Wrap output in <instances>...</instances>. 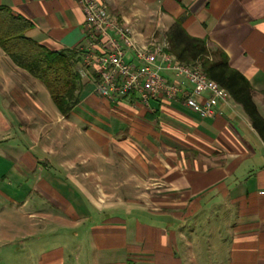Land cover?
I'll list each match as a JSON object with an SVG mask.
<instances>
[{
	"label": "crops",
	"instance_id": "obj_1",
	"mask_svg": "<svg viewBox=\"0 0 264 264\" xmlns=\"http://www.w3.org/2000/svg\"><path fill=\"white\" fill-rule=\"evenodd\" d=\"M102 1L140 45L160 34L167 43L182 20L251 82L264 120V0ZM0 5L28 18L27 35L49 49L82 42L75 0ZM29 77L0 48L1 264H264V137L232 96L200 119L179 101L106 100L81 76V101L63 115L42 108ZM83 104L111 121L82 115ZM66 127L97 152L63 153Z\"/></svg>",
	"mask_w": 264,
	"mask_h": 264
},
{
	"label": "built area",
	"instance_id": "obj_2",
	"mask_svg": "<svg viewBox=\"0 0 264 264\" xmlns=\"http://www.w3.org/2000/svg\"><path fill=\"white\" fill-rule=\"evenodd\" d=\"M75 1L83 13L82 42L75 49L80 75L94 83L99 96L118 102L136 95L147 108L152 100L179 101L200 119L213 117L216 103L231 98L200 67L167 53L166 42L137 44L132 30L102 0Z\"/></svg>",
	"mask_w": 264,
	"mask_h": 264
},
{
	"label": "trees",
	"instance_id": "obj_3",
	"mask_svg": "<svg viewBox=\"0 0 264 264\" xmlns=\"http://www.w3.org/2000/svg\"><path fill=\"white\" fill-rule=\"evenodd\" d=\"M176 19L166 34L167 53L182 63L200 67L209 80H215L246 111L247 117L264 137V120L253 99V86L241 71L232 68L229 56L210 49L203 38L192 37ZM33 23L8 6L0 5V48L19 68L40 81L57 108L68 114L81 101L83 87L76 50H52L27 35Z\"/></svg>",
	"mask_w": 264,
	"mask_h": 264
},
{
	"label": "rangeland",
	"instance_id": "obj_4",
	"mask_svg": "<svg viewBox=\"0 0 264 264\" xmlns=\"http://www.w3.org/2000/svg\"><path fill=\"white\" fill-rule=\"evenodd\" d=\"M157 37H158L159 41L157 40L156 43L164 42L163 41L165 39V35L164 34H160ZM29 78L31 79V81H33L34 85L36 86V90H37L36 95L42 102V106H43L42 108L43 109H49V110L53 109V111H56V108H55V106H54V104H53V102H52V100H51V98L49 96L48 91L44 87V85L40 81H38L37 79H35L33 77H29ZM78 109H79V113H81L82 115H85L87 117L89 116L90 117L89 119H91V120L92 119H97V120H99L102 123H105L106 121H109V122L111 121L110 117H107V119H105L104 116H102V117L99 116L100 114L98 112L94 111L92 107L90 108V106L87 105V104L81 105ZM70 120L74 121V122H79L77 119H75L74 116H71ZM50 127H52V126L50 125L49 128ZM96 131L98 132V130H96ZM102 133H104V132H102ZM59 138H60L59 143L61 145H63V153H67V155L69 157H75L76 155H78V153H80V154L83 153V152L86 153V151H85L86 148L90 149V152H94V153L97 152V149H98V147H97L98 146V144H97L98 142L97 141L93 140L91 137L88 138V136L85 133H82V132L79 133V131L76 128L66 127V129L62 131V133H61ZM20 144H22V143L20 142ZM87 144H89V145H87ZM85 145H87L88 147H85ZM21 146L22 145H20V148H21ZM46 157L49 158L47 155H46ZM28 189L29 188H26L24 190L27 192ZM124 195H125V197L129 196V194H123V196ZM32 197H34V196L32 195ZM45 205L47 207H49L50 202L48 201ZM124 212L122 213L123 216L124 217H129V215H126ZM77 232H78V230H77ZM231 243L232 242H230L229 244L227 243V246L232 245ZM219 244H220L219 246H223V244H221V243H219ZM81 245L84 248V250H82L83 252L87 251V253H88V252L91 251L90 249L86 250L87 249L86 243H81ZM208 245L214 246V243L213 242L212 243L211 242L210 243L207 242V246ZM87 253L84 254V255H87ZM209 259L210 258H208V260ZM0 261H1V253H0ZM201 261L206 262L207 260L205 259V257H203V259ZM214 261L217 262L218 260H214Z\"/></svg>",
	"mask_w": 264,
	"mask_h": 264
}]
</instances>
